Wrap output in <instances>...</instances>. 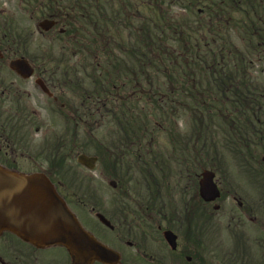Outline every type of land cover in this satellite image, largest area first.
<instances>
[{"label": "trees", "instance_id": "1", "mask_svg": "<svg viewBox=\"0 0 264 264\" xmlns=\"http://www.w3.org/2000/svg\"><path fill=\"white\" fill-rule=\"evenodd\" d=\"M111 1L94 2L98 11L87 21L84 50L61 61L82 69L83 92L63 101L67 132L51 147L47 174L60 173L64 154L79 149L81 123L91 130L108 114L111 140L92 143L103 171L115 178L138 170L157 191L160 177L175 168L185 173L190 163L202 165V151L217 148L219 136L264 178L257 156L264 144V85L254 81L252 66L264 58V25L255 19L256 7L242 0ZM182 118L192 140L174 128ZM161 133L169 141L164 150L157 146Z\"/></svg>", "mask_w": 264, "mask_h": 264}, {"label": "flooded vegetation", "instance_id": "2", "mask_svg": "<svg viewBox=\"0 0 264 264\" xmlns=\"http://www.w3.org/2000/svg\"><path fill=\"white\" fill-rule=\"evenodd\" d=\"M91 2L0 0V166L23 172L18 168L17 148L32 143L33 128L19 130V122L40 117L33 108L35 94L40 92V102L53 109L54 104L73 100L83 90L82 71L75 73L74 63L42 62L47 59L45 53L27 58L20 50H70L72 58L73 50H83ZM251 3L256 6V20L264 21V0ZM44 21L53 22V28L43 30ZM18 58L29 61L31 78L10 68ZM179 178L190 180L182 186L188 197L183 205L176 199L175 187L167 190L164 184L150 206H131L132 197L126 191H115L104 200L99 191L78 190L77 181L58 185L57 190L83 227L114 254L106 263L92 264H264V207L255 206L249 190L242 195L232 186L235 182L216 176L221 197L205 202L199 178ZM0 264H73V260L62 247L37 248L12 233H2Z\"/></svg>", "mask_w": 264, "mask_h": 264}, {"label": "rangeland", "instance_id": "3", "mask_svg": "<svg viewBox=\"0 0 264 264\" xmlns=\"http://www.w3.org/2000/svg\"><path fill=\"white\" fill-rule=\"evenodd\" d=\"M20 53L24 54L27 58H35L36 55L41 54V50H20ZM254 62L255 63L252 64L254 67L253 76L256 81L264 84V59L257 62L255 60ZM40 101H43V97L40 92H38V95L35 94V104H33V108L39 112L40 119L36 120V126L39 127L33 126V129L30 130L31 135H29L32 138V143L28 146L21 144L20 147L17 148L19 149L17 154L20 162L18 168L28 172L46 171L48 164L45 161V151L43 154L41 150V147H43L42 143L46 139H49L51 142H57L58 137L66 133V129L62 125L60 119L53 118L48 108H46V106H44ZM107 117H109L108 114H105L104 117H102L104 120L101 121V119H99L101 122L96 121V126L94 125L91 130L85 128L83 125L80 126L78 130L79 149L72 155V158H70L66 168L59 174V176L63 177L79 176L81 180L85 181V186L88 185V189L101 192L104 200H108V198L115 193V190L109 185V182L114 179L110 178L102 171L100 159H98L94 170H88L78 164L77 157L81 153L97 157L100 155H97V152L94 150L95 147L92 143L93 140L110 141V134L115 131L113 127L108 126ZM261 117L264 122V110L261 112ZM176 123L177 126L174 128H177V130L182 134L187 137L192 134V130L188 127L187 120L185 118L178 119ZM218 140H221V136H219ZM157 141V146L162 150L169 145V141L164 133L159 135ZM217 144V148H214L211 145H207L205 147L204 151H202V155L205 159L202 165L195 166L193 171L188 174H200L202 170L205 169L204 163L217 164V168H219L221 176H226L229 181L232 180L235 182V184L232 185L235 190L239 193L241 192L240 194L242 195L246 193L245 191L249 190V199L255 202V206L264 207V178L262 176L255 175V173L251 171L248 166L239 165L237 162L239 159L237 155L230 152L228 149H225L221 141ZM85 146L87 149H84ZM44 148H47V145H45ZM259 155L260 157L263 156L262 153ZM120 169L124 170L123 168ZM177 171L178 170H176V172ZM119 177L122 181L121 186L119 184L117 189L124 190L128 188L127 190L130 191V195L134 200L141 201V199L144 198L143 194H148L147 192L151 191L147 183L143 181L141 173L138 170L136 172L132 170L130 174L125 173ZM70 178L73 180V177ZM160 181H163L162 177H160ZM167 181H170L171 184L176 183L174 177L167 179ZM189 183L190 180L186 179L185 182L180 183V185L187 186ZM82 189L87 190L86 187H83ZM175 194L176 198L180 200L181 194Z\"/></svg>", "mask_w": 264, "mask_h": 264}, {"label": "water", "instance_id": "4", "mask_svg": "<svg viewBox=\"0 0 264 264\" xmlns=\"http://www.w3.org/2000/svg\"><path fill=\"white\" fill-rule=\"evenodd\" d=\"M50 25L45 23L43 27L50 29ZM12 67L25 77L31 76L32 70L25 60L14 61ZM96 161L86 155L78 158V162L89 169L95 168ZM214 176L207 170L202 173L200 193L205 201H214L220 196ZM111 185L115 187V183ZM100 218L106 222L102 216ZM6 231L38 248L61 245L74 264L109 259L106 247L83 230L44 174L24 176L0 167V233Z\"/></svg>", "mask_w": 264, "mask_h": 264}]
</instances>
